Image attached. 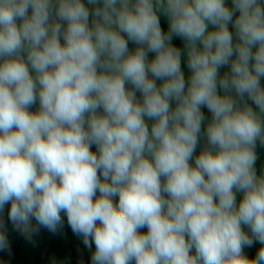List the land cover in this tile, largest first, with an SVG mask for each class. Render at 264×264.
<instances>
[{"label": "clouds", "instance_id": "9594fccd", "mask_svg": "<svg viewBox=\"0 0 264 264\" xmlns=\"http://www.w3.org/2000/svg\"><path fill=\"white\" fill-rule=\"evenodd\" d=\"M262 81L264 0H0V252L7 207L90 264H264Z\"/></svg>", "mask_w": 264, "mask_h": 264}, {"label": "trees", "instance_id": "16d2710c", "mask_svg": "<svg viewBox=\"0 0 264 264\" xmlns=\"http://www.w3.org/2000/svg\"><path fill=\"white\" fill-rule=\"evenodd\" d=\"M230 2V0H229ZM161 26L167 29V19L161 16ZM173 43L183 51L184 44L179 38H174ZM130 49L135 47L130 42ZM152 54H150L151 56ZM185 57L182 56V68L185 75H188V68L185 62ZM227 69H221L223 73ZM38 103L30 109V111L38 110ZM205 115L210 117L207 109H203ZM203 141L201 142V146ZM94 148V146H93ZM199 148L197 151L199 152ZM257 171L258 173L264 168V146L257 145ZM240 195L238 194V200ZM3 220L7 226V235L10 243L11 252H0V264H90L92 251L86 248L82 238L73 234L68 226L66 216L63 217L61 229L56 232H50L45 228L39 227L38 232H33L31 235H25L16 231L7 218V207L3 213ZM33 220V224L35 225ZM246 231H249L245 228ZM142 231H146L143 229ZM93 244V250H94ZM260 247L259 242H255L251 248L245 249L249 256L255 255Z\"/></svg>", "mask_w": 264, "mask_h": 264}, {"label": "rangeland", "instance_id": "374dc122", "mask_svg": "<svg viewBox=\"0 0 264 264\" xmlns=\"http://www.w3.org/2000/svg\"><path fill=\"white\" fill-rule=\"evenodd\" d=\"M262 83H264V81H262ZM61 227H62V225H61V226H59L58 228H59V229H61Z\"/></svg>", "mask_w": 264, "mask_h": 264}]
</instances>
